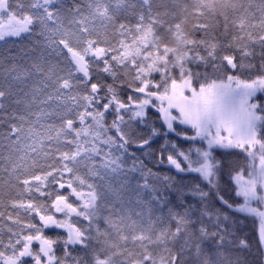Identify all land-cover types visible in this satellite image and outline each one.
Segmentation results:
<instances>
[{
    "label": "trees",
    "instance_id": "16d2710c",
    "mask_svg": "<svg viewBox=\"0 0 264 264\" xmlns=\"http://www.w3.org/2000/svg\"><path fill=\"white\" fill-rule=\"evenodd\" d=\"M21 2L23 11L37 19L31 22L29 32L0 41V212L5 216L14 211L11 201L26 200L29 195L21 193L23 185L17 175L39 173L45 163L30 148L58 123L46 114L62 110L63 101L58 98L77 91L58 86L72 65L69 53L58 51V43L49 46V39H64L76 51L93 40L111 47L114 55L126 53L119 64L111 62L116 73L113 81L100 74L125 102L127 88L143 82L148 86V98L155 93L166 97L174 85L186 82L197 90L227 83L226 55H234L241 63L239 75L231 80L250 81L257 74L256 66H264L260 55L264 43L261 0H61L51 17L46 15L51 5L41 3L33 8L31 0ZM197 25L207 28L198 29ZM242 50L255 55L242 59ZM250 61L252 70L245 71ZM89 71L95 79L91 64ZM153 83L160 88L153 90ZM83 91L79 89L81 94ZM126 111L112 136L115 140L119 131L126 136L120 150L97 145L99 151L93 152L87 163V151L68 162L72 174L84 181L80 187L90 200L89 219L73 225L80 234L71 252L77 264H264L257 239L260 216L242 210L244 203L231 178L225 173L219 190L210 191L195 172L180 171L168 162L167 157L172 156L189 167L181 153L191 158L192 166L202 162L201 142L193 138V130L177 123L174 132H169L152 108L145 110L143 117ZM113 118L109 115L106 119L110 122ZM256 123L255 149L233 148L227 156L230 169L243 170L242 180L257 175L264 160V133L257 130ZM13 125L18 131L10 135ZM220 151L216 150L217 156ZM48 162L55 164L51 157ZM197 187L204 191L206 200L201 201L193 191ZM202 205L214 207L226 217L228 235L222 246L212 238L194 235L191 228L188 235L183 229L178 233L174 221H161L169 213L189 209L196 215ZM250 207L261 211L259 204ZM4 223L7 226L11 221ZM46 235L62 241L66 233L47 229ZM56 247L59 256L61 248Z\"/></svg>",
    "mask_w": 264,
    "mask_h": 264
},
{
    "label": "snow or ice",
    "instance_id": "6c2138e0",
    "mask_svg": "<svg viewBox=\"0 0 264 264\" xmlns=\"http://www.w3.org/2000/svg\"><path fill=\"white\" fill-rule=\"evenodd\" d=\"M41 3L51 5L46 12V15L51 17L58 10L61 0H31L33 8H39ZM261 3L264 4V0H261ZM36 19L31 13L23 11L21 0H0V26L6 27L9 34L23 35L29 32L31 22ZM121 28L123 29L124 25H121ZM197 28L206 29L207 25H197ZM82 30L87 31V28ZM261 40L264 41V37H261ZM204 42L202 39L201 43ZM48 43L49 46L58 43L61 46L58 51L68 52V60L72 65L66 75L61 77L58 86L61 89L77 91L58 98L63 101L62 110L46 114L54 117L58 123L51 125L46 137L41 136L37 143L31 145L30 150L35 151L39 159L45 161L40 165L42 170L30 176L17 175L18 182L23 185L21 193H28V198L11 201L9 206L14 211H10L7 216L0 212V264H77L71 255L72 246L76 242L73 225L77 224L78 220L89 219L90 213L87 209L90 200L85 197L80 187L84 181L78 175L72 174L73 170L68 162L74 161L82 151H87L88 155L84 157V162L87 163L92 153L99 151L97 145L120 150L121 145L127 142L126 136L122 131L116 132L115 140L112 136L114 126L123 123L126 109L132 110L136 117H143L145 110L152 108L153 111L159 112L169 129H173L177 123L193 129V138L201 142L198 147L203 152L202 162L198 166H192L191 158L184 153H181V157L189 161V167L182 166L179 160L172 156L167 157L168 162L180 171L195 172L206 181L210 191L219 190L220 179L226 173L234 182L236 195L244 203L242 210L258 217L250 207L256 203L260 205L261 211H264V173L242 180L243 170L230 169L227 159L231 154L230 150L238 147V144L232 143L230 137L228 144H222L221 129L218 127L213 136L208 124L202 120L203 117L210 124L214 116L215 122L223 124L227 129L241 119L236 105L242 103L247 106L249 117L259 122L257 130L264 133V66H256L257 74L250 81H233L238 88L244 89L239 99L226 91L212 93L211 89H188L187 94L193 97L192 102L174 101L165 105L159 101L158 93L148 98V86L143 82L138 87L127 88L129 95L125 102L113 84L105 83L100 74L113 81L116 73L112 70L111 62L116 61L119 64L121 56L126 53L114 55L111 47H103L93 40H87L86 46L79 51L67 46L64 39H49ZM250 55L254 56L255 52L241 51L242 59ZM260 55L264 60V43L260 45ZM223 62L229 80L232 76L239 75L241 63L234 55L224 56ZM89 64L95 68V79L89 71ZM251 70L250 61L245 71ZM81 88L84 90L83 94L79 92ZM151 88L159 89L160 85L153 83ZM197 91L200 92L199 96ZM2 107L0 104V109ZM117 113L119 115H115ZM109 115L114 117L110 122L106 119ZM17 131L15 125L10 127V135ZM261 143H264V139H261ZM217 149L221 150L219 156L216 154ZM240 150L243 151V148ZM50 157L55 160V164L48 162ZM161 159L164 157L161 156ZM35 163L34 160V165ZM65 174H68L67 178ZM193 191L201 201L206 200L201 188H194ZM218 199L224 204L222 197ZM191 212L189 209L185 212L169 213L166 218L160 220L174 221L178 233L183 229L185 235H188L191 228L194 235L205 240L212 238L222 246L225 236L228 235L225 215L214 207L204 205L196 215ZM5 220L11 221V224L6 226ZM47 229L59 230L66 235L61 241L59 237L46 235ZM257 239L260 250L264 252V227H261V224ZM243 243L247 247V242ZM57 245L61 248L59 256Z\"/></svg>",
    "mask_w": 264,
    "mask_h": 264
},
{
    "label": "rangeland",
    "instance_id": "374dc122",
    "mask_svg": "<svg viewBox=\"0 0 264 264\" xmlns=\"http://www.w3.org/2000/svg\"><path fill=\"white\" fill-rule=\"evenodd\" d=\"M20 36L21 35L9 34L6 27L0 26V41L8 39V38H17ZM233 81H235V79H232L227 83L215 84L212 86L204 87L203 89L205 91L211 89L212 93L226 91V92L230 93L231 95H233L235 98L239 99L242 96L244 89L238 88L235 85V83H233ZM188 89H194L189 82L174 85L172 87V89L170 90V92L167 93L166 97H162V96L158 95V99H159V101L163 102L165 105L169 102H174V101H181V102H189L190 103V102H192L193 97L191 95L187 94ZM199 95H200V92L197 91V96H199ZM146 110H148V108ZM236 111L241 116V119H239L237 122L232 123L230 125V127L227 129L224 128L223 124H217L215 122L214 116L212 118L213 122L210 124L208 123L207 119H205L203 117H202V120L205 124H208L210 132L213 136H215L216 129L218 127L221 129V132H220L221 140H220V142L222 144H228L229 143V137H230L232 143L238 144V147H235V148L254 150L255 146H256V136H257V134H256V127H257L256 124L257 123L256 122L257 121H253L249 117L248 108L245 104L237 103ZM165 124H166V122H165ZM179 125H181V124H179ZM181 126L184 129L186 128L189 130H193L190 127H187L184 125H181ZM166 127H167V124H166ZM166 129H168L169 132H174V130H175L174 127H173V129H169L167 127ZM209 151H210V149H209ZM257 172H258L257 175H255L253 177H258L261 173H264V160H262V162H260V166H259ZM254 211L260 216L261 225H262V227H264V211L258 212L255 209H254ZM246 213H248V212H246ZM73 235L76 239L75 243L80 241V234L74 228H73Z\"/></svg>",
    "mask_w": 264,
    "mask_h": 264
}]
</instances>
